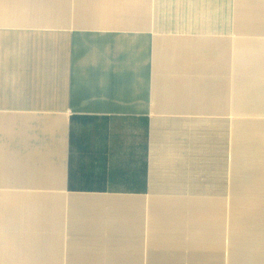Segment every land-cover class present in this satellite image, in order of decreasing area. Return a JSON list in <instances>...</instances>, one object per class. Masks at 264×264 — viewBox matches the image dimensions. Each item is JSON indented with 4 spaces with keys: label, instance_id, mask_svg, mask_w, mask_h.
Wrapping results in <instances>:
<instances>
[{
    "label": "crops",
    "instance_id": "0c3cea01",
    "mask_svg": "<svg viewBox=\"0 0 264 264\" xmlns=\"http://www.w3.org/2000/svg\"><path fill=\"white\" fill-rule=\"evenodd\" d=\"M0 0V264H264V0Z\"/></svg>",
    "mask_w": 264,
    "mask_h": 264
},
{
    "label": "clouds",
    "instance_id": "9594fccd",
    "mask_svg": "<svg viewBox=\"0 0 264 264\" xmlns=\"http://www.w3.org/2000/svg\"><path fill=\"white\" fill-rule=\"evenodd\" d=\"M167 7L179 17L189 21L205 19L210 14L211 8L205 0H169Z\"/></svg>",
    "mask_w": 264,
    "mask_h": 264
}]
</instances>
